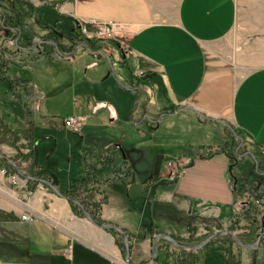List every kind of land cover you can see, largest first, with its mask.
<instances>
[{
    "label": "crops",
    "instance_id": "0c3cea01",
    "mask_svg": "<svg viewBox=\"0 0 264 264\" xmlns=\"http://www.w3.org/2000/svg\"><path fill=\"white\" fill-rule=\"evenodd\" d=\"M23 4L25 9L10 11L16 17L22 46L15 47L16 55H3L6 73L0 80L6 79L8 88L7 101L0 102V153L12 158L32 179L16 170L19 179L11 187L10 175L3 173L6 163L0 160V213H7V221L22 231L12 242L17 251H3L0 264H127V252L123 253L116 236L78 213L72 201L57 194L40 176L63 194L71 193L78 181L95 177L94 185L87 184V195L98 201L96 214L102 224L127 232L132 264L151 263L158 234L187 238L190 226L207 232L206 227L219 231L248 223L237 207L247 201L239 200L236 188L238 184L245 187L261 202L264 62L238 76L223 65L218 44L233 32L244 13L257 17L264 33V0H23ZM88 17L113 21L124 29L113 39L79 40L82 21ZM22 18L28 29L21 26ZM47 39L71 50L61 54L56 48L43 47ZM257 42L264 49V37ZM3 46L9 50L8 44ZM46 53L48 57L43 56ZM88 53L91 58L85 60L82 71L79 61ZM61 63L70 65L68 83L54 73L63 76ZM117 63L132 64L131 75L120 71L116 80ZM60 83L77 92L75 112L88 116L86 126L79 130L66 127L62 119L66 134H77L85 145V151L79 150L82 167L71 170L68 180L61 179L60 168L52 164L59 146L58 123L47 105ZM135 98L136 116L131 118L127 111ZM70 114L74 112L66 116ZM163 115L173 118L165 128L160 121ZM177 123L178 131L167 130ZM225 123L241 131L249 146L245 153L234 155V163L221 143ZM158 129L169 132L178 152L155 157L153 139L163 138L156 135ZM113 138L117 139L100 146ZM196 149L217 152L201 158ZM245 156L262 165L248 182L231 174ZM179 157L188 165L181 177L171 181L167 162ZM30 182L35 186L27 189ZM23 214L32 219L22 220ZM239 228L243 243L249 245L251 234ZM219 238L204 249L206 258L216 248L222 252L228 246L222 241L224 235ZM232 246V264H264V241L258 249L236 241ZM158 247L156 264H167L168 253L179 246L160 238ZM12 254L19 256L10 259Z\"/></svg>",
    "mask_w": 264,
    "mask_h": 264
},
{
    "label": "rangeland",
    "instance_id": "374dc122",
    "mask_svg": "<svg viewBox=\"0 0 264 264\" xmlns=\"http://www.w3.org/2000/svg\"><path fill=\"white\" fill-rule=\"evenodd\" d=\"M11 9H14V10L25 9L24 4H23V0H0V10H8L6 12L8 13V15H10V13H11L10 11H12ZM244 14H242L241 17L238 18V22H237L233 32L225 40H223L220 44H218V48L222 52V58L220 60L222 61L223 65L233 69L238 76L245 75L247 72L258 67L260 62H264V49L263 48L259 49V42H257V40L260 37H264V33L261 32L262 28L259 25V19L257 17L252 16V15L243 16ZM23 19L24 18L21 19L20 24L22 27H24V29H28L27 28L28 25H26V22H24ZM10 20H11V22L17 24L15 15L12 16ZM0 21H1V19H0ZM0 24H1V22H0ZM3 28H5V27L4 26L0 27V76L5 75V73H6L5 70H2V68L4 67V64H5V59L3 58V55L7 56L9 54V52L12 55H16L15 54L16 50H14L15 49L14 42H13L12 38L7 35L6 30ZM31 30L36 31L33 28H31ZM80 30H81V32L79 35V40L84 41L85 39H87L86 37H94L96 41L106 39L103 36H99L96 33V31L93 29H89V33L85 34V32L83 31L82 25H81ZM117 35L118 34H115L113 37H109V38L110 39L116 38ZM109 38H107V39H109ZM53 39H55V38H53ZM55 40L58 41V39H55ZM4 44H8L10 46L9 50H7V48H5L3 46ZM43 53H44V51H43ZM49 53L50 52H48V54ZM48 54L47 53H46V55L43 54V56L48 57L49 56ZM90 58H91V55L89 54V55H86L85 59H82V60L80 59L79 66H78V67H80L79 69L84 71V69L86 67L85 66V64H86L85 60L89 61ZM6 63H7V61H6ZM131 66H132V64L117 63L115 68H114L113 77L117 80L118 79L117 74L120 71H123L128 76H130L131 75ZM60 72H62V74H63L62 77H61V74L56 73V72H54V73L60 75L59 79L63 83H64V81H63L64 78H66L65 82L68 83L69 79H70L69 78L70 77V65H68L67 63H61ZM63 83H60V86L57 89H55L54 92L51 93L52 97H50V100H48L47 105H48V110H49L50 114L55 116V122L58 123L57 133H56L55 137L57 138L59 146L54 149V155L52 156V164L55 166V168H60V170L58 171L60 178L64 179V180H68L67 174H69V172L71 170L74 171L77 168L82 167L83 156L79 150L82 149L83 151H85V145L82 144V142L80 140V136H77V134H71V133L69 135L66 134L68 131L65 128H63L62 119L68 113H72V112H74L75 115H82V116L86 117L85 123L81 127V128H84V126H86V124H87L88 116L85 114H79L78 112H75V110H76V108H75L76 107L75 106V97L77 95V92L73 93V91L70 88L66 87ZM89 83H90L89 84L90 86L93 85V82H89ZM6 88H8L7 87V81H6V79L1 78V80H0V102H6L7 101L6 96H5ZM95 89H96V92H98L99 87H96ZM100 93H101V91H99L98 94H100ZM118 96L120 97V95H118ZM137 102L138 101L135 98L130 109L128 108L127 116H129V112L131 111L132 107L137 105ZM132 115H133V113H132ZM160 115H162V113H160L159 116ZM134 116H136V114H134L133 117ZM163 116L164 117H162V119L160 121L162 122L161 123L162 128L163 127L165 128V127H167V125L169 123L172 122L173 118L170 115H163ZM159 123L160 122L158 120V124ZM146 125H147V122L145 121V126ZM225 126H226V129L224 130L225 134L223 135V136H225V139L221 140L222 145L225 146V148H227V150L232 155L237 156V155L245 153L249 149V146L247 145L241 131L237 130L230 123H225ZM149 127H150V125H149ZM179 127H180V125L177 123V125H174L171 128H168V129L166 128V129L167 130L170 129V130L176 132L179 130ZM158 134L162 135L163 138L160 139L161 136H156L155 137L156 139H153L152 148H153V151H154L156 158H158L159 155L170 156V155H173L175 152H178L177 151L178 147L173 146L171 143L172 141L170 142L171 138L168 136V134H169L168 131H164V133H162V129H158V132L156 133V135H158ZM157 137H160V138H157ZM115 139H117V138H115ZM115 139L114 138L113 139H106L105 140L106 142L100 144V146H103L110 141L112 142ZM190 140L191 139H187V141H190ZM151 142H152V140H151ZM52 145H55V144H52ZM182 145L186 146L185 143H183ZM110 148L115 149L114 146H112ZM232 150H233V152H231ZM179 151H181V150H179ZM199 151L203 156H206L208 153L212 152V150H210V149H201ZM196 156L199 157L200 155H198V153H196ZM22 157L23 156H20V158H22ZM105 157L107 158V159L105 158L106 160H110V162L112 161V157H110V155L106 154ZM114 157L117 158V155L114 154L113 158ZM23 159H27V158H23ZM0 160L2 161V159H0ZM260 161L262 162V164H264V158L263 157H260ZM261 162H260V165H259V162H257V169H256L255 159L252 160L250 157L245 156L244 158H242L238 162L237 165L234 166V169L231 172V174L233 175L234 179H237V180L238 179H240V180L244 179L245 182H248L251 180L250 174H252L253 176L258 175L257 173H259V171H260V169H258V167L260 168V166H262ZM1 163L4 164V161ZM187 165L188 164H186V166ZM167 167H169L168 162H167ZM185 167L183 168L184 171L182 172V174L175 173L174 172L175 170H173L171 168L170 172L168 174V176H169L168 179L172 181V180H175V179H178L179 177H181L185 172ZM18 168L20 170H22L21 167L18 166ZM261 169H263V168L261 167ZM14 170H16V168L13 164H11V163L4 164L3 173L5 172L6 175H10L11 187L17 185V182L19 179V175H17L18 173L17 174L14 173L13 172ZM96 181H97V179L95 177H90L89 179H87V181L76 184L72 193L76 196V198L78 200L84 201L90 209H92V210L95 209L97 211L98 201L94 200V202H93L92 199L94 197L91 195H87V192L89 191L87 188V184L88 185H94L96 183ZM31 185L35 186V184H31V182H30L27 185V189L31 188L32 187ZM239 186L240 185L238 184L237 188ZM241 190L242 189H239V191H241ZM255 192L258 195V192L256 190H255ZM262 192L263 193L260 194V197H261L260 200L262 203H264V190ZM237 195H238V197H240L239 200L243 199L244 201H247V202H242V205H240V202H239L237 207L239 208V212H242L243 221L245 219V221L247 220V222H248L247 224L244 223L243 225H238V224L237 225L239 227H243V229H248L250 231L249 233L251 234V236L248 238L249 239L248 244L253 246L252 249H255V245L257 244V239H258L257 235L264 230L262 228V227H264L263 226L264 225L263 224L264 223V206L261 204L259 199H257L256 197L253 196V194L251 195L250 193L247 192V193H242V195H241V193L240 194L237 193ZM96 201H97V203H96ZM8 218H9V215L7 213H5V214L0 213V256L3 253V251L4 252L7 250H10L11 252L17 251L16 243H15V245H16V247H15L12 244V242L14 240H17L18 238H20L21 233H22V231L19 230V228H17L16 224L9 223L7 221ZM210 228L212 231H214L213 233L218 231L217 229H214L213 227H210ZM237 229H235L232 232L234 234H241V233H238ZM188 230L190 233V229H188ZM219 231H221V229ZM200 232H202V233H200ZM200 232H199V227H198L197 231H195V233L191 237V239L193 240L192 244H195V242H197L199 240L200 236H202L204 234L208 236L209 234H206V233L210 232V231L208 230L207 232H204L201 230ZM125 233L127 234V232H125ZM119 234H121V233L119 232ZM127 236H128V234H127ZM219 236H216L214 238L220 239ZM224 236H226V235H224ZM227 237H229V236H227ZM207 238H205L204 240H202L199 243H202ZM214 238H212V239H214ZM128 239H129V236H128ZM263 239L261 240V244L264 241ZM122 240H124V239H121L119 241L123 242ZM189 243H191V242H189ZM199 243H197V244H199ZM259 244H260V242H259ZM259 244H258V247L256 249L259 248ZM121 248H122L123 253H125L126 247L125 248L121 247ZM179 248L180 247L173 250L172 253H175L173 255H176ZM202 248H205V245ZM184 249L185 250H183V251H185V253L189 252V255H187V254H185V255L187 258H190V259L193 258V255L190 253V251H193L192 253H194V254H198V255L201 254L200 249H198V250L188 249V248H184ZM231 250L233 251L232 248H231ZM198 251H200V252H198ZM213 254L208 256L207 263L210 264V262H212V263L217 264V262H218V264H221L222 257L219 255H217V257H216L215 255L213 256ZM18 256L19 255H17V254H12L11 256H9V258L15 259ZM209 257H211V258H209ZM21 258H23V254L21 255ZM174 258H176V257H174L172 255L170 256V254H169L167 264H173L171 262V259L173 261ZM0 260H1V258H0ZM187 260H189V259H187ZM232 261H233V257H232ZM5 264H8V263L6 262Z\"/></svg>",
    "mask_w": 264,
    "mask_h": 264
},
{
    "label": "trees",
    "instance_id": "16d2710c",
    "mask_svg": "<svg viewBox=\"0 0 264 264\" xmlns=\"http://www.w3.org/2000/svg\"><path fill=\"white\" fill-rule=\"evenodd\" d=\"M10 16L12 17L13 15H11V14L8 15V13L6 12V10H4V13H1L0 14V17H1L0 18L1 19V21H0L1 22L0 27L1 26L2 27L3 26H7L8 27L7 30H6L7 35L9 37H11L12 40H14L16 38V36H17V31L15 30L16 29V24L13 23V22H11V20H10L11 17ZM47 40H51V39H47ZM56 44H57V49H56L57 51L66 52V51H69V49H71V47L70 48L65 47L61 43H56ZM14 45H15V47L16 46H22L21 45V39H20V37L17 38V43H15ZM42 46L43 47H47V48H51V47L55 48L54 45L51 44V43H49L48 41L43 42ZM196 151H197L198 155H200L199 157H201V158L213 156L217 152V151L211 152V153H208L206 156H203L200 153L199 150L196 149ZM227 154L231 158V162L234 163L235 162V156L232 155L230 152H227ZM2 161H4V160L2 159ZM4 163L7 164V162H4ZM13 172H16V170H14ZM40 177L43 178V179H46L45 176H40ZM84 181H86L85 178H84L83 181H78L77 184L78 183H82ZM239 189H242V190L239 191ZM236 192L238 194H240V193L241 194L242 193H247V191L245 190V187H242V186H239L238 188H236ZM66 195L72 196L75 199H77L76 196L72 192L71 193H66ZM78 201H80L81 204L86 208V210L89 212V214L91 215V217H92L93 220H95L98 223H101L102 222V220L96 214L97 211L95 209L94 210L90 209L84 201H81V200H78ZM73 206H74V208L76 209V211L78 213H80V214L83 215L82 210L80 209V207L77 204L73 203ZM206 228L210 231V232H207L206 234H209L210 235V234H212L214 232V231L211 230L210 227H206ZM237 228H239V226L237 224H233V225L229 226L227 228V230H229V231L232 232V231H234ZM107 229L109 231H111V233L113 235L117 236L116 238L118 240V243L121 245V247L125 248V242H124V240H122L123 242L119 241V240L123 239L122 235L119 234V232L117 230L113 229V228H107ZM189 229H190V233H189V236L187 238H181L180 236H174V235H172L171 237L175 241H177V242L192 244L193 243V240L191 239V237L195 233V231H197L198 227L197 226H190ZM208 236L205 235V234L202 235V236H200L199 240L197 242H195V244L201 242L202 240H204ZM222 241H223L224 244H227L228 246H225L222 249V252H219L218 249L216 248L215 250H213V253L214 254L213 253L212 254H213V256L215 255L216 257H217V255L221 256L222 257V264H231L232 263L231 262V260H232V250H231V248H232V244H233L234 240L232 238H230V237L224 236V238L222 239ZM189 242H191V243H189ZM218 242H219V239L218 238H214V239L209 240L205 244V248L200 249L201 250V254L200 255L194 254V253H192L193 251H190V253L193 255V258L192 259L186 257L185 254L189 255V252L188 253H185V251H183L185 249L184 248H181V247L179 248V252H177L176 255H173L175 253L169 252L168 253V256L170 254V256L172 255V256L176 257V258H174L173 261L171 259V262L173 264H208L207 263L208 257L206 258V252H204V249H208V248L212 247L213 245L217 244ZM198 252H200V251H198ZM209 258H211V257H209ZM187 259H189V260H187ZM210 264H215V263L210 262Z\"/></svg>",
    "mask_w": 264,
    "mask_h": 264
},
{
    "label": "water",
    "instance_id": "95a60500",
    "mask_svg": "<svg viewBox=\"0 0 264 264\" xmlns=\"http://www.w3.org/2000/svg\"><path fill=\"white\" fill-rule=\"evenodd\" d=\"M18 29V28H17ZM19 31V29H18ZM48 42L52 43L55 48L57 49V44L53 41V40H47ZM15 43H17V37H16V40H15ZM35 42H32L30 48H32L34 46ZM59 53L62 54V52L58 51ZM113 72V71H112ZM123 86H126L125 84L121 83ZM134 109H135V106L132 107L131 111H130V117L132 118V113L134 112ZM161 117V116H160ZM140 121H136V123H139ZM0 158L1 159H4L8 162H10L11 164H13L17 170V172L24 176L25 178L27 179H32L31 177L27 176L26 174H24L17 166V164L15 163V161L10 158V157H7L5 156L4 154L0 153ZM256 162V169H257V161ZM41 181L45 184H47L49 187H51L57 194L59 195H62L64 196L65 198H67L68 200L72 201L73 203L77 204L80 209L82 210L83 214L85 217H87L90 221H92L93 223L97 224V225H102L103 227H106V228H113L115 230H117L118 232L121 233L123 239H124V242H125V246H126V252H127V263L128 264H132L129 262V254H130V246H129V243H128V236L127 234L125 233V231L117 226V225H113V224H102V223H98L96 222L95 220L92 219L91 215L89 214V212L86 210V208L81 204L80 201H78L77 199H75L74 197L72 196H69V195H66V194H63L59 191V189L50 181L46 180V179H41ZM264 224V223H263ZM219 235H228L230 237H232L236 242L244 245V246H247L249 248H253V246L251 245H246L245 243H243L234 233L230 232V231H227V230H221V231H217L213 234H211L204 242L202 243H199V244H186V243H178L176 241L173 240V238L168 235V234H158L155 238H154V241H153V257H152V261L150 264H156L158 262V257H159V247H158V240L160 238H167L169 239L170 241H172L173 243H175L176 245L180 246V247H184V248H188V249H201L209 240H211L212 238L216 237V236H219ZM264 237V231L260 232L258 234V239H257V244L255 245V248L258 247V244L259 242L261 241V239Z\"/></svg>",
    "mask_w": 264,
    "mask_h": 264
},
{
    "label": "built area",
    "instance_id": "2783aa9c",
    "mask_svg": "<svg viewBox=\"0 0 264 264\" xmlns=\"http://www.w3.org/2000/svg\"><path fill=\"white\" fill-rule=\"evenodd\" d=\"M82 28L85 34L89 33V29H93L99 36H103L104 38L113 37L115 34H119L124 27L113 21H99L96 18L88 17L83 19ZM86 117L82 115L70 114L63 118V123L66 127L79 130L82 125L85 123ZM188 164V161L183 158H175L173 160L168 161V165L170 168L175 170L174 172L177 174H182L184 171V167ZM22 220L29 221L32 219V216L29 214H23Z\"/></svg>",
    "mask_w": 264,
    "mask_h": 264
},
{
    "label": "flooded vegetation",
    "instance_id": "af4514ba",
    "mask_svg": "<svg viewBox=\"0 0 264 264\" xmlns=\"http://www.w3.org/2000/svg\"><path fill=\"white\" fill-rule=\"evenodd\" d=\"M1 14V13H0ZM5 27V30H7V26H4ZM17 38H18V36H16ZM15 40L16 39H14V44H15ZM264 226V225H263ZM263 229H264V227H262ZM225 230H227V229H225ZM227 231H229V230H227ZM264 231V230H263ZM231 232V231H230ZM249 230L247 231V233L249 234ZM233 233V232H232ZM242 242H243V240H242V234H235ZM226 236H228V235H226ZM230 237V236H229ZM230 238H232V237H230ZM233 239V238H232ZM174 240V239H173ZM234 240V239H233ZM175 241V240H174ZM235 241V240H234ZM177 242V241H176ZM178 243H180V242H178ZM186 244H188V243H186ZM178 246V245H177ZM180 247V246H179ZM181 248H184V247H181Z\"/></svg>",
    "mask_w": 264,
    "mask_h": 264
}]
</instances>
